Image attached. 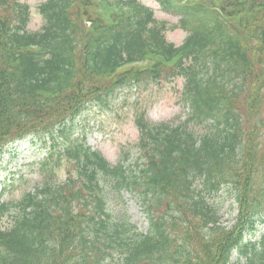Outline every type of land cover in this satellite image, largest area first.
<instances>
[{"label":"trees","instance_id":"1","mask_svg":"<svg viewBox=\"0 0 264 264\" xmlns=\"http://www.w3.org/2000/svg\"><path fill=\"white\" fill-rule=\"evenodd\" d=\"M180 1L160 0L188 32L176 46L136 0L104 2L103 14L93 11L97 0H45L38 31L27 28L26 3L0 0V148L58 131L72 166L64 181L50 175L25 193L0 223V264H264V234L243 242L264 216V0ZM176 75L186 117L136 115L141 165L125 154L111 165L67 135L87 103ZM108 190L137 198L146 232L113 213ZM224 193L238 206L228 228L214 203ZM6 209L0 203V222ZM233 250L242 261L230 260Z\"/></svg>","mask_w":264,"mask_h":264},{"label":"rangeland","instance_id":"2","mask_svg":"<svg viewBox=\"0 0 264 264\" xmlns=\"http://www.w3.org/2000/svg\"><path fill=\"white\" fill-rule=\"evenodd\" d=\"M31 7L30 29H39L42 18L37 12V5L42 0H21ZM153 9L154 15L169 24L176 22L174 15L168 14L160 8L157 0H141ZM169 41L180 44L186 32L181 29L170 30L166 33ZM182 81L172 80L162 84L151 83L139 89L122 90L105 107L89 106L80 116L76 117L69 132L73 136L85 135L86 143L99 150L111 163L116 164L122 151L128 157L136 155L137 129L134 123L135 115L142 109L146 110V117L152 122H179L186 117L187 108L184 107L180 89ZM198 132L205 131L203 127ZM62 137L59 142H63ZM52 171V172H50ZM52 173V175L50 174ZM66 166L63 156L58 153L52 138H32L30 136L9 143L0 149V201L8 205L18 201L27 191H33L51 175V181L60 182L66 177ZM111 208L117 217L127 219L142 230L146 229V220L136 199L128 193L111 196ZM227 194H222L215 201L219 207L221 222L230 227L236 220L237 204L231 203ZM17 208L9 206L1 216V223L8 225V221ZM264 233V223L257 224L255 232H249L245 239H257ZM236 257L233 253L232 260Z\"/></svg>","mask_w":264,"mask_h":264}]
</instances>
